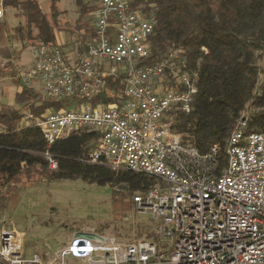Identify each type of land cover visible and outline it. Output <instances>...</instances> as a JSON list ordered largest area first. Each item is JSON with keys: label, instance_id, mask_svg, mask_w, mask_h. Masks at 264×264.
I'll return each mask as SVG.
<instances>
[{"label": "built area", "instance_id": "obj_1", "mask_svg": "<svg viewBox=\"0 0 264 264\" xmlns=\"http://www.w3.org/2000/svg\"><path fill=\"white\" fill-rule=\"evenodd\" d=\"M90 6L92 39L75 62L59 45L39 43L28 48L31 65L18 73L48 99L81 104L40 118L28 113L27 127L39 128L47 146L80 129L95 131L89 162L156 179L158 185L132 201L139 214L158 222L160 240L172 241L170 254L148 240L121 243L88 229L56 251L26 257L23 234L1 224L0 264H264V134L246 133L240 120L219 169L217 146L201 154L182 144L172 126L177 114L191 111L198 74L185 70L183 60L164 83L177 52L139 66L149 55L155 21L129 0H91ZM121 77L122 87L112 95L117 102L92 107L106 80ZM48 163L57 166L50 157Z\"/></svg>", "mask_w": 264, "mask_h": 264}, {"label": "trees", "instance_id": "obj_2", "mask_svg": "<svg viewBox=\"0 0 264 264\" xmlns=\"http://www.w3.org/2000/svg\"><path fill=\"white\" fill-rule=\"evenodd\" d=\"M57 2L51 0V13L46 15L34 0H4L5 8L19 9L26 16L25 26L15 30L16 39L23 44L30 41L57 45ZM75 3L80 29L88 7L84 0ZM129 3L133 10L139 9L145 18L155 21L148 41L149 55L140 60L139 66L162 63L177 52L173 62L180 66L184 60L185 70L198 74L191 111L176 115L173 133L180 136L182 144L196 148L201 154L217 146L216 167H224L229 136L240 120L246 122V133L264 134V74L260 67L264 59V0H129ZM86 48L87 41L79 50ZM0 57L9 58L10 52ZM165 77H171L168 69ZM121 79H107L104 91L90 101L91 106L116 103L112 95L122 87ZM15 102L28 107L33 118L81 104L76 99L40 100L25 86L16 94ZM3 108L0 212L11 193L2 194L3 189L10 188L20 174L31 172L38 173L46 182L80 179L122 190L132 198L158 185L152 177L125 169L114 172L104 163L89 162L98 137L95 131L80 129L47 146L39 128L19 127L23 115L13 108ZM48 157L56 162L55 169L49 167Z\"/></svg>", "mask_w": 264, "mask_h": 264}, {"label": "rangeland", "instance_id": "obj_3", "mask_svg": "<svg viewBox=\"0 0 264 264\" xmlns=\"http://www.w3.org/2000/svg\"><path fill=\"white\" fill-rule=\"evenodd\" d=\"M3 1L0 0V54L3 56L9 51L10 57H0V60H6L12 71L0 75V110L7 107V98L15 100L13 91L16 88L21 91L22 86H25L19 80L18 73L31 65L28 48L38 43L26 41L23 44L16 39L15 30L25 26L26 16L19 9L5 8ZM34 1L38 3L42 13L50 15L51 0ZM84 1L88 7V15L82 18L83 28L80 29H77L79 10L75 0H58L56 4L58 27L55 36L57 35V42H64L61 47L65 56L72 57L71 53H79V47L92 39L91 0ZM66 58L69 59L67 56ZM169 62L171 77L164 76V83L173 80L177 69L172 59ZM260 67L263 75L264 59L260 62ZM35 86L25 87L32 89L40 100L48 99ZM10 108L23 115L19 127L31 125L25 119L28 107L15 102ZM3 132L4 127L0 122V134ZM9 192L11 193L0 212V225L12 226L23 234L26 257L56 251L67 246L73 234L88 229H93L99 235L112 236L121 243L148 240L156 246L159 253L170 254L172 241L160 240L158 222L150 214H139L132 197L122 190L90 184L80 179L46 182L38 173L31 172L20 174L10 188L3 189L2 194L7 195Z\"/></svg>", "mask_w": 264, "mask_h": 264}, {"label": "crops", "instance_id": "obj_4", "mask_svg": "<svg viewBox=\"0 0 264 264\" xmlns=\"http://www.w3.org/2000/svg\"><path fill=\"white\" fill-rule=\"evenodd\" d=\"M55 37H57V35L55 36ZM56 44L57 45H60V46H64V42H62V40L61 41H58L57 42V38H56ZM63 48V47H62ZM66 50V49H65ZM64 50V51H65ZM83 52V51H82ZM82 52H80L79 51V53L78 52H74V53H71L70 55H72V57L71 56H68V55H66L68 58H69V60L71 61V62H75L76 60H77V58L82 54ZM64 54H65V52H64ZM67 54V53H66ZM9 63L8 62H6V60H0V75H4V74H7V73H10L12 70L10 69V66L8 65ZM22 66V65H21ZM30 66V65H29ZM29 66H26L27 68L29 67ZM36 87V89L38 88V86L36 85L35 86ZM20 91H19V88H16L15 89V91H13V94L14 95H16L17 93H19ZM15 97V96H14ZM14 103H15V100H14V98L13 99H10V98H7L6 99V105H7V107L9 106V107H13L14 106Z\"/></svg>", "mask_w": 264, "mask_h": 264}]
</instances>
